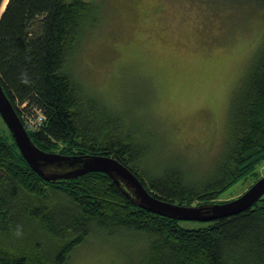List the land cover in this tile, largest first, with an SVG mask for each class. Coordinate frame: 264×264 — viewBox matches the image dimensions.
Returning <instances> with one entry per match:
<instances>
[{"label": "trees", "instance_id": "1", "mask_svg": "<svg viewBox=\"0 0 264 264\" xmlns=\"http://www.w3.org/2000/svg\"><path fill=\"white\" fill-rule=\"evenodd\" d=\"M221 2L235 7L229 19L264 22V0ZM239 9L261 12L237 15ZM98 18L95 0H9L0 15V83L24 123L15 104L43 110L40 129H27L38 148L68 157L113 156L153 195L180 205L216 202L243 178L263 176L257 170L264 163V27L254 32L253 58L234 87L223 149L195 174V163L177 156L152 165L155 149L138 135V123L115 117L66 71ZM11 139L0 138V264H67L92 235L134 240V250L144 241L140 251H128L125 264H264V196L241 213L188 228L139 206L124 184L103 172L45 179ZM70 168L67 161L47 170Z\"/></svg>", "mask_w": 264, "mask_h": 264}, {"label": "rangeland", "instance_id": "2", "mask_svg": "<svg viewBox=\"0 0 264 264\" xmlns=\"http://www.w3.org/2000/svg\"><path fill=\"white\" fill-rule=\"evenodd\" d=\"M221 1L95 0L97 23L68 60L66 71L88 97L115 117L138 123V135L155 149L152 165L164 166L177 156L195 163L200 174L223 149L234 87L249 69L258 42L254 32L264 22L229 19L235 7ZM249 12L261 11L239 9L237 15ZM15 105L24 117L31 115ZM12 137L0 115V138L12 142ZM257 171L264 175V163ZM254 182L243 178L216 202L237 198ZM204 223L182 221L188 228ZM144 243L134 250V240L92 235L75 247L67 264H125L128 251H140Z\"/></svg>", "mask_w": 264, "mask_h": 264}, {"label": "water", "instance_id": "3", "mask_svg": "<svg viewBox=\"0 0 264 264\" xmlns=\"http://www.w3.org/2000/svg\"><path fill=\"white\" fill-rule=\"evenodd\" d=\"M8 2L9 0H7L6 5ZM0 115L31 168L47 180L72 179L90 172H103L111 176L118 184H124L139 206L173 218L203 222H210L241 213L264 196L263 175L244 193L231 200L199 205H180L165 201L149 192L139 177L113 156L87 154L81 157H68L56 153H48L38 148L32 142L28 131L1 83ZM67 161H70L71 168L64 173L49 172L47 170L48 166L55 165L56 162Z\"/></svg>", "mask_w": 264, "mask_h": 264}, {"label": "built area", "instance_id": "4", "mask_svg": "<svg viewBox=\"0 0 264 264\" xmlns=\"http://www.w3.org/2000/svg\"><path fill=\"white\" fill-rule=\"evenodd\" d=\"M29 111L31 112V115H26V117L23 118L27 124V128L30 130L32 128L33 130H36L38 128L40 129V127L45 121V115L43 114V110L36 107L35 110L30 109Z\"/></svg>", "mask_w": 264, "mask_h": 264}, {"label": "bare ground", "instance_id": "5", "mask_svg": "<svg viewBox=\"0 0 264 264\" xmlns=\"http://www.w3.org/2000/svg\"><path fill=\"white\" fill-rule=\"evenodd\" d=\"M26 106H27V102H25V103L22 104V107L25 108ZM43 114H44V112H43ZM44 115H45V114H44ZM21 121H22L23 125L25 126V128H26V130H27L28 128H27V124H26V122L24 123L22 119H21Z\"/></svg>", "mask_w": 264, "mask_h": 264}, {"label": "clouds", "instance_id": "6", "mask_svg": "<svg viewBox=\"0 0 264 264\" xmlns=\"http://www.w3.org/2000/svg\"><path fill=\"white\" fill-rule=\"evenodd\" d=\"M30 129H28V131H29ZM37 130V129H36ZM32 131V130H31Z\"/></svg>", "mask_w": 264, "mask_h": 264}]
</instances>
